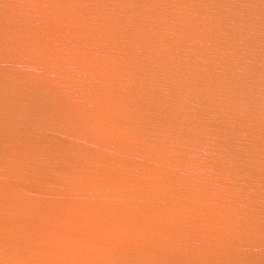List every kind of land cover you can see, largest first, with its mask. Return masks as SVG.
<instances>
[{"label":"water","instance_id":"1","mask_svg":"<svg viewBox=\"0 0 264 264\" xmlns=\"http://www.w3.org/2000/svg\"><path fill=\"white\" fill-rule=\"evenodd\" d=\"M0 264H264V0H0Z\"/></svg>","mask_w":264,"mask_h":264}]
</instances>
